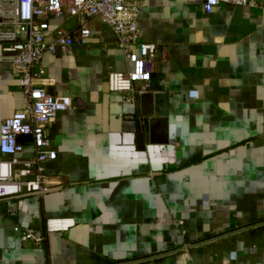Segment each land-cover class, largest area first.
Instances as JSON below:
<instances>
[{"label":"crops","instance_id":"1","mask_svg":"<svg viewBox=\"0 0 264 264\" xmlns=\"http://www.w3.org/2000/svg\"><path fill=\"white\" fill-rule=\"evenodd\" d=\"M256 1L205 13L202 0H145L138 26L161 52L150 90L168 94L166 145L149 143L138 100L108 90L107 73L130 66L99 18L89 21V46L43 56L49 92L73 107L52 126L49 191L0 199V264H264V0ZM22 105L18 77L0 63V122ZM19 139L31 156L28 137ZM48 219L74 226L42 247L20 242L15 226L42 229Z\"/></svg>","mask_w":264,"mask_h":264},{"label":"built area","instance_id":"2","mask_svg":"<svg viewBox=\"0 0 264 264\" xmlns=\"http://www.w3.org/2000/svg\"><path fill=\"white\" fill-rule=\"evenodd\" d=\"M145 0H0V63L18 77L23 105L0 122V199L20 194L42 196L50 189L43 164L55 160L51 130L56 115L71 110L68 95L49 92L41 61L45 54L67 56L76 45L89 46V21L99 18L116 38L129 69L110 70L106 83L124 103L136 102L150 90L153 65L161 55L154 43L142 41L138 26ZM256 0H202L209 13L221 4L253 8ZM75 20L73 28L65 24ZM26 136L32 155H24L19 137ZM16 214V205L8 203ZM74 226L70 219H48L42 229L14 227L24 246L42 247L47 236L64 233ZM206 242H209L206 240ZM233 257V256H232Z\"/></svg>","mask_w":264,"mask_h":264},{"label":"water","instance_id":"3","mask_svg":"<svg viewBox=\"0 0 264 264\" xmlns=\"http://www.w3.org/2000/svg\"><path fill=\"white\" fill-rule=\"evenodd\" d=\"M139 114L148 121L149 143L166 145L168 143V94L162 91H148L139 98Z\"/></svg>","mask_w":264,"mask_h":264}]
</instances>
